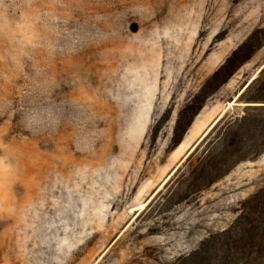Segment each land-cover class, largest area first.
Here are the masks:
<instances>
[{
	"label": "rangeland",
	"instance_id": "obj_1",
	"mask_svg": "<svg viewBox=\"0 0 264 264\" xmlns=\"http://www.w3.org/2000/svg\"><path fill=\"white\" fill-rule=\"evenodd\" d=\"M263 64L264 0H0V264H261L264 154L186 179Z\"/></svg>",
	"mask_w": 264,
	"mask_h": 264
},
{
	"label": "trees",
	"instance_id": "obj_2",
	"mask_svg": "<svg viewBox=\"0 0 264 264\" xmlns=\"http://www.w3.org/2000/svg\"><path fill=\"white\" fill-rule=\"evenodd\" d=\"M229 61L230 59L227 63ZM223 68L224 66L213 75V78H216ZM244 80L242 74H239L225 85L223 94L228 96L239 92L244 83L247 82ZM245 94L247 103L261 105L247 106L248 109L241 118L220 125L212 131L210 138H208L212 141L208 142L204 157L198 161L197 165H193L188 173L186 179L188 192L203 191L226 176L233 167L243 162L255 160L264 154V70ZM250 112H255L257 115H251ZM243 207L245 208L240 212L235 224L243 222L247 217L246 213H252V210L262 216L261 226L251 225L249 229H244V224H242L241 227H243L242 233L245 231L246 234L251 235L250 243H247L248 246L255 248L257 253H264V189L250 197ZM226 234H230V230L224 233V235ZM205 244L206 242L201 243L200 248L187 257L179 259L175 264H186V262L202 258V253L208 252V248H204ZM241 263L245 264L244 262ZM257 263L264 264V258L259 259Z\"/></svg>",
	"mask_w": 264,
	"mask_h": 264
},
{
	"label": "water",
	"instance_id": "obj_3",
	"mask_svg": "<svg viewBox=\"0 0 264 264\" xmlns=\"http://www.w3.org/2000/svg\"><path fill=\"white\" fill-rule=\"evenodd\" d=\"M264 69V64L259 68V70L257 71L256 75L254 77H252L250 80L247 81V83L244 84V86L240 89V91L237 93V95L235 96V98L233 99L232 102L234 101H238L241 96L245 93V91L250 87V85L254 82V80L258 77V75L260 74V72ZM239 102H235V105H239ZM222 119L219 118L216 120L215 123H213V125L210 127L211 129ZM210 129V130H211ZM175 170V169H174Z\"/></svg>",
	"mask_w": 264,
	"mask_h": 264
},
{
	"label": "bare ground",
	"instance_id": "obj_4",
	"mask_svg": "<svg viewBox=\"0 0 264 264\" xmlns=\"http://www.w3.org/2000/svg\"><path fill=\"white\" fill-rule=\"evenodd\" d=\"M257 70H258V69H257ZM256 72H257V71H256ZM255 75H256V73H255ZM255 75H254V76H255ZM254 76H253V77H254ZM250 79H251V78H250ZM250 79H249V80H250ZM235 102H236V101H235ZM224 114H225V113H222L217 119L221 118ZM217 119H216V120H217ZM216 120H215L213 123H215ZM213 123L209 126V128L213 125ZM209 128H208V129H209ZM208 129H207V130H208ZM207 130H206V131H207ZM205 133H206V132H205ZM205 133H204V134H205ZM204 134H203L202 136H204ZM202 136H201V137H202ZM191 149H192V148H191ZM191 149H190V150H191ZM190 150H189V151H190ZM189 151H188L187 153H189ZM187 153H186V155H187ZM186 155H185V156H186ZM185 156H184V157H185ZM184 157H183V158H184ZM183 158H182V159H183ZM182 159H181V160H182ZM180 162H181V161H180ZM167 178H169V177H167ZM144 205H145V204H144ZM144 205H143V206H144ZM138 208H139V207H138ZM138 208H137V209H138ZM140 209H141V207H140Z\"/></svg>",
	"mask_w": 264,
	"mask_h": 264
}]
</instances>
